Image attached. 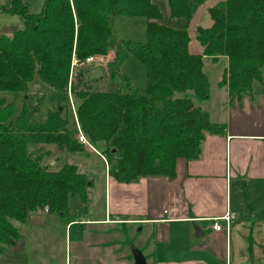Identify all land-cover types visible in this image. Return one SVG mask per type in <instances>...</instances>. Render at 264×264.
<instances>
[{"label": "trees", "instance_id": "obj_1", "mask_svg": "<svg viewBox=\"0 0 264 264\" xmlns=\"http://www.w3.org/2000/svg\"><path fill=\"white\" fill-rule=\"evenodd\" d=\"M167 1L170 16L187 25L205 0ZM5 10L21 16L23 27L10 35L0 32V92H26L34 81L65 92L73 53L81 63L111 52L108 77H120L126 89L92 91L86 77L81 88L74 84L73 94L82 133L120 182L173 177L178 157H198L204 132L223 130L195 104L209 94L204 57L227 59L218 84L227 87L231 100L251 94L254 83L264 86V0H224L209 8L212 25L197 29L200 54L188 51L186 27L160 23L153 0H44L39 13L11 0ZM117 15L146 18L145 42L116 38L111 18ZM128 55L145 65L143 94L119 72ZM40 104H24L13 120V106L0 98V252L18 237L13 221L22 223L29 212L44 207L65 215L72 195L86 201L90 181L74 165L52 171L42 164L49 151L42 152L40 144L73 153H82L83 146L67 128L61 106L47 110L41 123L32 122Z\"/></svg>", "mask_w": 264, "mask_h": 264}, {"label": "crops", "instance_id": "obj_2", "mask_svg": "<svg viewBox=\"0 0 264 264\" xmlns=\"http://www.w3.org/2000/svg\"><path fill=\"white\" fill-rule=\"evenodd\" d=\"M222 1L205 0L185 25L190 53H202L197 29L212 25L208 9ZM220 60L209 78L206 66ZM226 68L224 57L203 58L209 94L195 104L223 130L204 132L197 158L178 157L173 177L120 182L104 156L83 143L82 153L65 158L90 181L84 213L29 212L14 224L18 237L3 247L0 264H134L132 248L147 264H264V86L254 83L251 94L231 100L218 84ZM227 210L234 213L228 234L214 231L211 219Z\"/></svg>", "mask_w": 264, "mask_h": 264}, {"label": "rangeland", "instance_id": "obj_3", "mask_svg": "<svg viewBox=\"0 0 264 264\" xmlns=\"http://www.w3.org/2000/svg\"><path fill=\"white\" fill-rule=\"evenodd\" d=\"M10 2L11 0H0V30L4 28L3 31L6 34H12L14 30L23 27L21 16L11 14L5 10V7L9 6ZM21 2L28 7L30 13H39L42 10L44 0H21ZM153 2L158 6L162 15L160 23L172 28L185 27V22L182 18L170 16L167 0H153ZM146 21V18L142 16H113L111 18L112 31L118 39L144 43L146 40ZM109 54L105 58H96V60H94V62L90 65H75L72 72H70L69 69L68 82L65 92L54 91L48 85L34 81L28 85V90L26 92L4 91L0 92V98H3L6 103L13 106V120H15L19 115L21 107L24 104L35 105L38 101H41L40 106L32 116V122L36 123H41L45 120L47 110L52 111L55 110L56 107L61 106L63 109L62 116L67 120V128L72 132V137L83 144V142L79 140L80 133L83 136L84 134L79 127L75 113L76 105L73 94L74 84H76L78 89L81 88L82 85H84L86 77H88L93 68L99 66L102 70V76L93 79V81H89L90 83L87 85L90 90L107 91L109 89H113L114 86H120L121 88L126 89V82H124L120 77H114L112 80L108 77L106 62L111 57ZM208 61L209 60H206V62ZM222 62L223 60H220L218 64L212 68H208V66H206L205 73L209 76V78L222 68ZM119 72L128 79L127 82H129L131 88L136 93L143 94L145 88L146 69L145 65L138 58L133 55H128L123 64L120 66ZM262 73L264 77V69L262 70ZM78 74L80 75L78 76ZM185 94L186 96H191V92H187ZM84 138L86 142L89 143L85 136ZM39 146L42 152L49 151L48 155L44 154L42 160V164L45 165L48 170L58 171L61 169L63 164L68 163L65 155L70 152L61 150L54 144H40ZM95 174L98 173L95 171ZM67 205L69 209V218L78 217L79 214L84 213V208L77 195L69 196ZM47 210L49 211L48 208ZM13 224H17V221H13ZM41 262L44 263L43 261ZM50 262V259H47V264H50Z\"/></svg>", "mask_w": 264, "mask_h": 264}, {"label": "built area", "instance_id": "obj_4", "mask_svg": "<svg viewBox=\"0 0 264 264\" xmlns=\"http://www.w3.org/2000/svg\"><path fill=\"white\" fill-rule=\"evenodd\" d=\"M94 60H96L95 57L89 56L87 57L83 62L78 63L77 60L75 59L74 53L72 54V58H71V64H70V72H72V69L74 68L75 65H90L92 64V62H94ZM71 76V74H70ZM70 87V85H69ZM79 140L83 143H87L84 136L80 133L79 136ZM234 217V213L227 210L225 212V214H223L220 217H214L211 219L212 224L211 227L214 231H221L224 230L227 234L229 232V227L230 224L232 223ZM109 219H106V222H108ZM115 222H118L117 220H115Z\"/></svg>", "mask_w": 264, "mask_h": 264}, {"label": "water", "instance_id": "obj_5", "mask_svg": "<svg viewBox=\"0 0 264 264\" xmlns=\"http://www.w3.org/2000/svg\"><path fill=\"white\" fill-rule=\"evenodd\" d=\"M101 76H102L101 67L96 66L93 68L91 73L88 75V81L99 78ZM155 166H158V162H155ZM193 229H194L195 237H199L202 234V232L200 231V229L197 225H194ZM132 254H133L134 264H147L144 256L142 255V253L138 249L132 248Z\"/></svg>", "mask_w": 264, "mask_h": 264}]
</instances>
